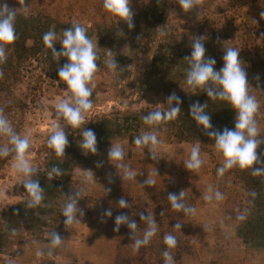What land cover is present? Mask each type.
Returning a JSON list of instances; mask_svg holds the SVG:
<instances>
[{
	"label": "rangeland",
	"instance_id": "obj_1",
	"mask_svg": "<svg viewBox=\"0 0 264 264\" xmlns=\"http://www.w3.org/2000/svg\"><path fill=\"white\" fill-rule=\"evenodd\" d=\"M2 2L8 4L10 0ZM24 6L27 8L15 0L16 9L23 14L47 15L68 28L74 21L86 26L88 36L93 42L97 40L100 63L93 81V109L85 118L86 124L72 130L61 121L69 142L64 154L71 160L72 182L57 191L48 189L46 164L54 152L46 141L55 121L54 105L64 96L66 85L59 81L54 68L35 60L21 80L11 82L8 90L0 91V108L15 131L31 134L26 157L39 168L33 179H38L45 197L40 206L27 208V193L21 178L12 169L13 156L2 158L0 264H115L119 240L103 225L99 201L121 200L125 194L132 198L150 187L144 184L147 177L154 179L155 184L169 179L187 187L195 202L198 199L201 209L208 212L185 219L188 230L195 236L196 256L183 254L175 264H264V239L242 243L236 234V221L227 216L232 199L243 195L235 179L240 168L234 167L218 177L222 158L214 150V141H207L204 148L197 142H179L165 123L149 127L142 118L136 119L138 112L166 110L167 98L172 94L179 98L192 94L185 84L187 61L184 58L192 51L193 38L202 37L205 56L216 60V70L223 66L224 47L240 48L239 59L247 71L249 91L260 101L256 119L264 137V97L257 75L251 70V43L256 40L264 45V16L261 15L264 0H202L198 8L188 12L180 8L178 0H131L132 29L125 21L117 22L107 14L100 0H24ZM6 50L7 57L12 59L11 50ZM109 50L114 58L117 54L127 56L126 77H121L118 70L113 73L106 68L104 60ZM226 108L223 115L234 128V109L229 105ZM83 127L96 135L94 155L83 154L78 146ZM144 132L158 135L160 158L152 159L147 149H130L129 136L135 139ZM6 142V137H0V145ZM111 144L123 146V163L138 172L136 181L121 178L123 169L119 162L108 159ZM193 146H199L204 160L198 172L188 171L183 164ZM155 170L158 175H154ZM85 176L89 180L82 183ZM209 185L224 194L223 201H203ZM78 189L81 190L78 207L84 215L81 217L78 213V220L66 225L62 207ZM52 231L63 238L55 249L50 245Z\"/></svg>",
	"mask_w": 264,
	"mask_h": 264
},
{
	"label": "clouds",
	"instance_id": "obj_2",
	"mask_svg": "<svg viewBox=\"0 0 264 264\" xmlns=\"http://www.w3.org/2000/svg\"><path fill=\"white\" fill-rule=\"evenodd\" d=\"M18 3L25 9L24 0H18ZM131 0H100L102 9L117 19V22L123 20L127 23L129 29L134 27V13L130 8ZM180 8L184 12H188L193 8H198L202 0H178ZM264 16V13H261ZM16 8H10L6 3L0 0V64L7 60V46L11 45L16 39ZM164 33H161L163 35ZM202 37L193 38L191 45L192 51L189 56L184 58L187 61L185 70V84L195 94L196 89L205 92L208 98L212 100H220L226 102L234 109V128H225L222 131H207L213 128L211 117L207 114V103L200 104L195 102L190 106V116L198 126L207 132V135L214 141V150L216 154L222 158V165L217 168V176L222 177L228 170L238 167L240 169H251L253 176L264 175V166L253 168L254 163H264L260 161L257 154V148L264 143V137L256 119L260 109V101L257 97L250 93L247 71L243 62L239 59V50L237 47H227L223 55V66L215 69L216 60L206 57V48ZM42 41L47 49L51 50L53 60L59 61L66 58V62L58 69L57 75L59 81L66 85V92L63 97L57 100L54 105L55 121L51 124L49 135L47 137V147L53 150L55 156L64 157L65 148L68 146L67 134L64 125L70 126L72 130L80 129L86 124V116L93 109L91 97L95 84L93 83L95 75L98 71L97 61L99 59L97 40H93L88 36L86 26L74 21L71 27L64 29L62 34L58 36L54 27L48 30L42 36ZM61 44L59 51L56 50L54 44ZM106 68L115 73L118 69V63L112 55L111 50L106 53L104 60ZM3 73L0 72V78ZM181 99L175 94L170 95L166 101V110H153L143 116V123L149 127H158L160 124L177 118L181 112ZM175 104V106H173ZM82 139L78 144L82 153H97V138L93 130H84L81 133ZM0 137H6L7 142L0 145V158L13 156L12 169L14 173L21 178L24 189L27 193L25 201L27 208H36L44 201V189L40 187L38 179H33L37 175L38 167L34 166L26 157L31 147V134L25 133L21 135L16 132L10 120L0 108ZM135 146L140 150L147 149L152 159L160 158L157 151L160 141L158 135L154 132H144L137 135L133 141ZM125 158V150L120 144H111L108 151V159L110 161L119 162V167L123 169L121 178L129 181H136L135 177L138 172L131 169L130 165L123 163ZM184 167L190 172H198L204 160L200 155L199 146H193L188 159L183 161ZM91 171V170H89ZM92 172V171H91ZM93 173V172H92ZM49 180L54 177H61L63 171L59 167H52L46 173ZM154 175H158L156 170ZM89 177L85 176L82 183H87ZM144 184L148 186L155 185V180L147 177ZM254 197L255 193H251ZM81 198V190L78 189L63 205L61 215L65 218L64 224L72 225L78 220L77 214L82 217L84 212L78 207V201ZM224 194L218 189L214 190L209 185L207 191L203 195L205 202H220L224 200ZM170 207L173 210L182 212L186 216H194L196 209L185 203V193L181 191L178 195L170 193L167 196ZM120 208H128L130 204L121 199L118 202ZM104 217H111L112 211L106 210ZM246 219L245 212L237 216V220ZM140 221H143L146 227L141 235H137L138 227L136 221L130 220L128 215L120 214L115 217L114 231H119V227L123 224L130 230L133 246L135 250L150 243L153 237L159 231L158 223L151 214H140ZM174 229L181 228V224L177 223ZM208 228V225H204ZM50 245L53 249L60 246L63 238L55 232L49 233ZM163 243L167 246L162 253L164 264H175L174 256L171 249L177 245V237L171 233L164 235Z\"/></svg>",
	"mask_w": 264,
	"mask_h": 264
},
{
	"label": "trees",
	"instance_id": "obj_3",
	"mask_svg": "<svg viewBox=\"0 0 264 264\" xmlns=\"http://www.w3.org/2000/svg\"><path fill=\"white\" fill-rule=\"evenodd\" d=\"M7 5L10 8H16L15 0H10ZM16 11L15 28L17 39L7 46L12 52V59L7 57L6 62L0 64V72L3 73L2 78H0V91L8 90L11 82L21 80L35 60L47 63L51 68L55 69L56 74L58 69L66 62V58H61L58 62L53 60L51 50L47 49L43 44L42 36L53 27L59 36L62 34L61 30L67 29L68 26L56 22L47 15H26L17 9ZM54 47L59 51L61 44H54ZM251 47L253 50L251 70L257 75L259 89L264 97V45L253 40ZM127 59L124 54L115 56V60L118 63L117 70L121 72V77L123 78L128 74V68L124 66V61ZM97 63H100V61L98 60ZM191 93L188 97H180L182 101L180 114L177 118L167 121L165 124L168 125L169 131L173 133V137L179 142H197L201 148H204V144L207 141L213 140L207 135L202 126H198L190 116L189 110L193 103H207L206 111L210 115L211 124L213 125V128L207 131H222L225 128L232 129L233 124L228 117L223 115L228 106L226 102L214 101L208 98L206 93H202L198 89H196L195 94L192 91ZM147 113H136V119H143V116ZM133 141L134 136L130 135V149L136 147ZM259 148L260 151L257 154L260 161L264 162V143ZM3 163L4 160L0 158V172ZM54 166L61 168L63 175L54 177L51 180L48 179V189L57 191L64 187H69L72 182L71 160L65 154L64 157H57L54 154L46 164V171H50ZM262 166H264V163H254L253 168ZM235 179L242 188L243 195L232 199V206L226 211L227 216L236 221V234L242 243L248 244L257 238L264 239V175L253 176L251 169H240L236 172ZM181 191L185 193V203L195 208L196 202L191 191L187 187L179 186L169 179H163L159 183L148 187L142 193H137L132 198L125 194L121 199L126 200L130 204L128 208H120L118 205L119 200L99 201L103 225L110 228L114 236L119 240L115 264H164L162 253L167 246L163 243V237L169 233L177 237L176 247L170 250L175 262H180L183 254L196 256L195 236L188 230L185 223V219L189 216L173 210L167 199L170 193L178 195ZM251 193H255V196L253 197ZM109 209L112 211V216L104 217L103 213ZM245 210L246 219L243 221L237 220V216L245 212ZM120 214H126L130 220L137 222L139 225L137 235H141L146 227L144 222L140 221V214L153 215L158 223L159 231L148 245L141 247L137 251L133 246L131 233L126 225L122 224L119 227V231H114L115 217ZM177 223L181 224L180 230L173 228Z\"/></svg>",
	"mask_w": 264,
	"mask_h": 264
},
{
	"label": "crops",
	"instance_id": "obj_4",
	"mask_svg": "<svg viewBox=\"0 0 264 264\" xmlns=\"http://www.w3.org/2000/svg\"><path fill=\"white\" fill-rule=\"evenodd\" d=\"M206 208L207 209H210V206L207 205ZM195 209H196V214L194 215V217L201 216V215H206V213H208V212H205L204 209H201V207H200V201L198 199H196Z\"/></svg>",
	"mask_w": 264,
	"mask_h": 264
}]
</instances>
